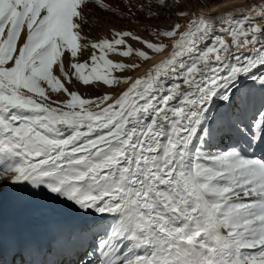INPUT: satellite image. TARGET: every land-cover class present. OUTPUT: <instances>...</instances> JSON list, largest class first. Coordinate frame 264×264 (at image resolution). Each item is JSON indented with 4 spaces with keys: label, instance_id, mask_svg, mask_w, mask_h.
Listing matches in <instances>:
<instances>
[{
    "label": "snow or ice",
    "instance_id": "snow-or-ice-1",
    "mask_svg": "<svg viewBox=\"0 0 264 264\" xmlns=\"http://www.w3.org/2000/svg\"><path fill=\"white\" fill-rule=\"evenodd\" d=\"M183 8L0 0V264H264V0Z\"/></svg>",
    "mask_w": 264,
    "mask_h": 264
},
{
    "label": "bare ground",
    "instance_id": "bare-ground-1",
    "mask_svg": "<svg viewBox=\"0 0 264 264\" xmlns=\"http://www.w3.org/2000/svg\"><path fill=\"white\" fill-rule=\"evenodd\" d=\"M196 4L194 5V8H191L189 5V9L187 11L189 12H195L197 14H208L211 13L212 15H216L217 13H222L228 8H231L233 5H240L246 2V0H196ZM192 5V4H191ZM97 16H100L101 14L99 12L96 13ZM173 19H170L169 22H166L165 20L162 21H151L153 25L159 24L161 27H167L170 24L174 22H180L184 23V20L179 19L178 17L175 16V14L172 15ZM168 19V18H167ZM113 23L117 25L124 24L126 22L124 21H116L113 20ZM129 27L135 28L137 31L141 32L143 34V29H144V23L137 24V26L133 24H129ZM108 25H100V26H94L93 29L90 32V38L91 39H97L101 36H103L106 31H107ZM85 32H89V29L86 27L84 29ZM93 50L89 49L85 55L82 57V59H88V57L91 55V52ZM159 59V58H157ZM143 69L141 70V72ZM81 92H84L85 89L81 88ZM90 95H99L100 93L95 92V91H89Z\"/></svg>",
    "mask_w": 264,
    "mask_h": 264
},
{
    "label": "rangeland",
    "instance_id": "rangeland-1",
    "mask_svg": "<svg viewBox=\"0 0 264 264\" xmlns=\"http://www.w3.org/2000/svg\"><path fill=\"white\" fill-rule=\"evenodd\" d=\"M195 2H197V1L196 0H184V8L182 10H188L190 7L194 8V5L196 4ZM189 5H190V7H189ZM170 19H173V16H171V18H168V19L166 18L163 20H165L166 22H169ZM163 20H160V21L163 22ZM133 25L137 26V24H133Z\"/></svg>",
    "mask_w": 264,
    "mask_h": 264
}]
</instances>
